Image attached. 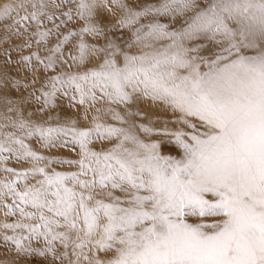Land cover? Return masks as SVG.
Masks as SVG:
<instances>
[{"label":"snow or ice","instance_id":"6c2138e0","mask_svg":"<svg viewBox=\"0 0 264 264\" xmlns=\"http://www.w3.org/2000/svg\"><path fill=\"white\" fill-rule=\"evenodd\" d=\"M111 3V26L98 0L0 9V162L21 165L0 163V208L17 216L0 250L264 264V0ZM145 101L171 113L163 127Z\"/></svg>","mask_w":264,"mask_h":264},{"label":"rangeland","instance_id":"374dc122","mask_svg":"<svg viewBox=\"0 0 264 264\" xmlns=\"http://www.w3.org/2000/svg\"><path fill=\"white\" fill-rule=\"evenodd\" d=\"M22 2V0H0V9H2L4 6L12 5L17 6ZM100 4V13H101V19L102 22L111 25H115L120 14L121 10L114 6L111 3V0H98ZM105 3H107V7H105ZM21 14H23V10H21ZM15 15V13H13ZM11 21H3L0 22V27H2L3 23H10ZM89 41L92 43H97L94 37H88ZM104 37L102 36L98 43H103ZM140 108L142 111L146 113V117L144 119V122L147 123L149 119L152 121L155 127H163L165 120H167L171 113L166 112L163 109V106H154L151 104L150 101H145L143 104L140 105ZM173 125H169V127H172ZM53 154L57 155H74V153H71L69 149H53ZM0 163H6V166L8 167H15L17 170L20 169L21 165L18 164L15 160L9 159L6 162H0ZM59 167V166H57ZM7 178V175L0 171V180H4ZM17 219V216L12 217H5L4 215V209L0 208V223L3 222H11L12 220ZM3 233V229L0 228V234ZM11 234V233H9ZM0 249H3V242L0 241ZM15 253L11 250H0V264H13V258L15 257Z\"/></svg>","mask_w":264,"mask_h":264}]
</instances>
